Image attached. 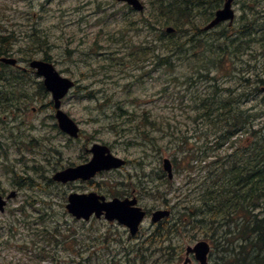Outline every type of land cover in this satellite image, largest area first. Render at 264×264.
<instances>
[{"label":"rangeland","instance_id":"obj_1","mask_svg":"<svg viewBox=\"0 0 264 264\" xmlns=\"http://www.w3.org/2000/svg\"><path fill=\"white\" fill-rule=\"evenodd\" d=\"M142 1L146 8L141 16L151 17L149 0ZM251 1L236 0L230 23L198 37V48L215 69L210 78L195 80L197 70L181 58L172 57V70L158 63L157 53L166 48L155 40L157 31L118 0H0V52L19 60V66L0 63V97L5 101L0 103V189L18 191L0 214V264H176L188 243L203 239L212 241L210 264H264L263 241L252 235L241 246L240 220L218 224L221 218L214 213L208 223L215 229L199 230L195 237L178 233L171 249L168 243L147 240L157 225L151 220L154 211L170 209L171 217H177L192 199L185 185L192 186L190 173L200 162L194 156L214 166L231 145L227 141L216 149L225 124L210 120L216 118L218 102L235 105L233 120L237 113L240 119L254 113L245 123L264 132V0L244 4ZM223 7L224 2L216 10ZM125 14L131 22L140 21L139 28L126 26ZM202 17L206 15L197 12V26H205ZM247 25L250 34L242 31ZM222 30L239 34L238 40L224 34L215 40ZM212 43L230 49H216ZM32 59L47 60L74 80L62 108L81 127L78 138L59 128L52 93L30 67ZM246 132L237 138L250 135ZM96 143L126 159V165L97 172L90 180L54 179L57 171L90 161ZM166 157L174 163L172 179L163 168ZM167 190L173 191L170 204L165 202ZM91 191L107 200L137 197L148 211L141 231L132 235L104 216L87 221L74 217L66 207L69 194ZM22 208L26 214L19 215ZM19 216L23 222L15 225Z\"/></svg>","mask_w":264,"mask_h":264},{"label":"trees","instance_id":"obj_2","mask_svg":"<svg viewBox=\"0 0 264 264\" xmlns=\"http://www.w3.org/2000/svg\"><path fill=\"white\" fill-rule=\"evenodd\" d=\"M223 1L149 0L147 5L150 8L152 7V16L146 17L144 14L141 16V13L138 16L143 24L157 31L156 37L158 39L155 40L161 44V47L166 48V51H164L160 47L161 49L157 53L158 63L172 70L175 66V60L172 57L181 58L183 64L187 63L197 70L198 74H196L195 80L200 79L198 77L210 78L211 71L215 68L206 61L203 48H198L197 41L201 40L198 37L204 30L202 25H196L195 17L197 12L204 13L206 17L201 19H204L203 21L207 20L205 22L207 24L216 8ZM259 1L253 0L247 3L244 2V4H258ZM133 12L131 10V13ZM127 16L126 26L133 25L135 28H139L140 21L131 22L130 16L125 14V17ZM166 16H169L171 20H165L164 17ZM128 21L130 22L128 23ZM171 23L174 24L176 29L174 32L168 33L166 27H169ZM192 28L195 29L191 33L189 29ZM177 29L181 36L177 33ZM242 31L247 34L251 33L248 25ZM119 33L122 34V32ZM218 34L219 36L215 40L222 39L223 34L225 38L226 36L229 38L235 36L234 40H238L239 37V34L225 33L223 30ZM169 37L173 39V42L168 43L167 38ZM191 41L195 42L190 44ZM164 43H167L166 46H164ZM211 45L216 49H230L226 44L223 46V43H220L221 46L213 43ZM163 51L170 52L171 57L166 53L164 54ZM225 52L227 55L232 54L231 50ZM189 78L191 79L190 76ZM10 85H12V82H9V87ZM234 109L235 105L231 102H218L213 110L217 114L216 118L210 120L220 124L218 120L223 119L225 124L220 127V134L218 133V139L215 141L216 149L225 147L227 141H230L228 145H231L228 149L222 150L223 155L214 162V166L212 164L203 165L200 160L201 156L198 154L194 156L200 162L190 173L193 175L192 186H189V183L185 185L188 187V195L192 199H189V204L184 207L177 217L170 216L157 224L147 239L148 241H152V243L156 240L160 241L161 246L168 243L167 248L171 249L173 247L171 244L174 239L173 236L178 233L190 232L192 233L190 237H195L199 230L207 231L208 227L215 229L214 225L208 223V218L214 213L219 219L221 218L218 224L229 219L240 220L237 224V233H240L244 239L241 246H247L252 241V235H256V240H262L264 243V216L261 215L264 213V132L260 129H250L245 123L254 117V113H249L245 118L240 119L239 113L235 112L238 116L233 120L234 115L232 118L230 115L234 112ZM167 125L170 126V122ZM243 130L247 131L246 134L250 133V135L243 139L237 138L236 135H239ZM234 137L236 138L233 139ZM203 152L206 155L207 149ZM167 182H170V180L167 179ZM184 191L186 190L184 189ZM171 194H173L171 190H167L165 193L166 203L172 202L169 200ZM21 212L19 215L26 214L23 208ZM17 222H23L20 216L14 224L16 225ZM33 222H37V220ZM249 222H254V224L250 225ZM24 225L28 226L26 223Z\"/></svg>","mask_w":264,"mask_h":264},{"label":"water","instance_id":"obj_3","mask_svg":"<svg viewBox=\"0 0 264 264\" xmlns=\"http://www.w3.org/2000/svg\"><path fill=\"white\" fill-rule=\"evenodd\" d=\"M131 4L136 10H143L144 6L140 0H120ZM234 0H226L224 7L217 10L216 17L205 27L210 29L222 21L233 20L235 17L232 3ZM173 28H168L172 31ZM2 61L8 64H16L14 58H2ZM31 67L37 68V73L45 78L44 83L54 98L55 107L57 108L56 117L60 128L69 133L71 136H78L79 126L69 117L67 113L60 109L61 99L66 96L74 82L67 77H63L53 66L44 60L35 59L30 63ZM94 156L87 163L76 167H69L64 171L55 174L54 179L62 182L73 181L76 179H90L98 171L118 168L125 163L124 159L111 154L109 148L105 145L95 144L92 149ZM164 169L168 172L169 177L173 176L172 162L169 158L164 159ZM15 196L12 193L9 197ZM6 201L0 196V211L5 210ZM68 210L77 218L90 219L95 214L101 217L103 213L109 220H118L120 223L128 226L132 234H136L147 212L141 206L137 205V199L133 198H114L107 201L104 196L96 192L90 193H72L69 196ZM170 214L169 210L159 209L153 212L152 220L157 222ZM210 251V245L207 241H199L194 247L189 246L187 252H195L196 257L200 260L199 264H209L207 257Z\"/></svg>","mask_w":264,"mask_h":264},{"label":"flooded vegetation","instance_id":"obj_4","mask_svg":"<svg viewBox=\"0 0 264 264\" xmlns=\"http://www.w3.org/2000/svg\"><path fill=\"white\" fill-rule=\"evenodd\" d=\"M0 193L6 194L7 191L0 189ZM182 262L183 261H179L177 264L182 263ZM194 263H195V256L194 255H191V264H194Z\"/></svg>","mask_w":264,"mask_h":264}]
</instances>
